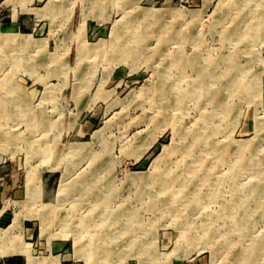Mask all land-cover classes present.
<instances>
[{
	"label": "rangeland",
	"instance_id": "1",
	"mask_svg": "<svg viewBox=\"0 0 264 264\" xmlns=\"http://www.w3.org/2000/svg\"><path fill=\"white\" fill-rule=\"evenodd\" d=\"M27 259L264 264V0H0V264Z\"/></svg>",
	"mask_w": 264,
	"mask_h": 264
},
{
	"label": "bare ground",
	"instance_id": "2",
	"mask_svg": "<svg viewBox=\"0 0 264 264\" xmlns=\"http://www.w3.org/2000/svg\"><path fill=\"white\" fill-rule=\"evenodd\" d=\"M212 146V149H213V152L215 153V152H221L220 154H219V156L220 157H222V156H225L226 154L228 155V151H227V147L225 148V147H223L222 148V146L220 147V145H217V143L216 144H212L211 145ZM241 148H242V146H241ZM226 155V156H227ZM245 165V164H244ZM240 169V168H239ZM175 179V178H174ZM176 180V179H175ZM163 183H164V181H163ZM166 189V188H165ZM170 207V206H169ZM168 208V207H167Z\"/></svg>",
	"mask_w": 264,
	"mask_h": 264
},
{
	"label": "crops",
	"instance_id": "3",
	"mask_svg": "<svg viewBox=\"0 0 264 264\" xmlns=\"http://www.w3.org/2000/svg\"><path fill=\"white\" fill-rule=\"evenodd\" d=\"M8 264H17L16 262H14L13 260L8 261ZM26 264H28V259L26 260Z\"/></svg>",
	"mask_w": 264,
	"mask_h": 264
}]
</instances>
